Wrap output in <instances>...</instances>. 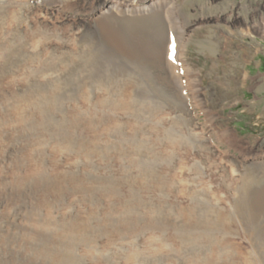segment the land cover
Returning <instances> with one entry per match:
<instances>
[{"label":"rangeland","instance_id":"obj_1","mask_svg":"<svg viewBox=\"0 0 264 264\" xmlns=\"http://www.w3.org/2000/svg\"><path fill=\"white\" fill-rule=\"evenodd\" d=\"M83 1H78L82 3L78 7L81 12L68 10L65 20L59 24L71 25L76 21L75 29H81L80 32L84 34L87 32L85 28L88 30L90 25L94 26L96 16L84 9L104 0H92V4L88 5L84 2L85 6ZM120 1L136 10L145 5L148 12L152 11L150 8L155 9L153 13L145 12L125 19L118 17V23L116 22L120 30L130 37L140 54H151L155 46L164 44L172 34L170 28H173V34L179 43L178 49L181 50L179 53H183V62L190 67L189 78L183 77L179 83L181 94L165 85L158 78V71L150 69L154 85L139 88L137 93H141V102L151 105L154 120L159 118L170 124L182 117L190 123H179L181 129L187 126L190 130L195 128L193 132L205 130L207 148L193 151L195 160L187 162L189 166L186 170L178 171L177 161L168 160L167 171L170 176L164 178L160 171L166 166L161 158L166 157L168 150L162 151L156 142L149 146L150 151L145 155H153L150 156L151 159L155 158V162L148 160L153 169L142 174L141 166L139 163L136 165L141 157L136 154L135 147L129 144L135 139L131 136L129 127L125 129L126 133L114 131V128L96 133V121L93 120L96 116L95 82H89L84 89L76 82L49 87L22 81L18 79L15 57L11 56L5 62L1 56L0 228H5V218L2 215L6 216V213H10L8 216L13 219L14 227L19 231L36 226V221L30 215H38L45 220L54 218L58 223L68 220L80 228L81 234L96 246V264H188V260L194 256L190 249L194 248L195 235L199 234L203 251L208 248L210 241L207 242L203 223L201 226L196 225V217L191 211L194 207L192 195L183 196L179 194L180 191L198 192L201 200L209 197L210 190L231 196L224 186L225 179L234 173L230 169L235 170L238 179H242L241 176L249 168L264 164V0ZM166 31L169 35L167 39ZM69 75L62 77L67 78ZM39 86L47 91L54 90L59 96L58 100L35 102L23 98L25 93H37V89H41ZM84 90H88L94 97L89 100L80 99L79 95ZM169 103L174 104L171 106ZM117 117L118 121L113 122L114 125H130L129 115L126 117L124 113ZM216 131L227 132L232 139L225 136L220 140ZM155 138L156 136L153 139ZM107 142L111 145L107 146ZM263 179L264 177L252 189V194L259 196L258 201H261V205L257 203L256 206L260 215L257 216L256 213L253 216L258 219L264 218ZM167 180L171 182L170 185L163 184ZM199 180L201 183L202 180L208 181L207 185L202 184L207 187L205 190L198 183ZM207 189L209 190L206 191ZM11 190L14 193V205L9 212L6 199L10 197ZM130 193L137 200L143 201L142 205L138 204L140 208H135L136 211L132 214L128 204L131 201ZM195 197L198 203V196ZM152 212H156V220H153L155 217ZM165 213L170 215L164 217ZM162 218L165 224L161 221ZM144 220L150 228L143 229L139 226L136 229L135 226L146 224ZM253 223L256 225L255 220ZM133 227L134 229H130ZM233 227H227L221 233L228 237V242H224L228 254L241 259L247 256L249 259L250 256L255 258L253 251L257 252L258 247L255 245L253 251L250 249L253 243L259 246V242L264 249L263 228V231L257 232V239L260 240L257 243L253 242L255 239L249 228L244 233L240 231L241 228L233 231ZM178 229H183L182 239L173 235ZM218 239L220 242L222 237ZM232 243L238 245V250ZM3 248L5 247L0 242V253L4 251ZM257 256L264 264V255L258 252ZM44 263L37 259L35 264ZM85 263L88 264V260Z\"/></svg>","mask_w":264,"mask_h":264},{"label":"bare ground","instance_id":"obj_2","mask_svg":"<svg viewBox=\"0 0 264 264\" xmlns=\"http://www.w3.org/2000/svg\"><path fill=\"white\" fill-rule=\"evenodd\" d=\"M78 1L79 0H0V57L3 56L4 59L3 57L2 59L5 62L9 61L11 56L15 57L14 61L17 65L18 79H22V81H31L34 84L36 83L49 87H60L64 82H76L81 84L83 88L86 87L89 82H95L96 116L93 120L96 121V133L100 131H110L112 128H114V131H123L126 133L125 129L129 127V130H131V132H129L132 133L131 136L135 138L129 142V144L135 147L134 150L136 154H139L141 157L136 165L139 163L142 168V170H140L142 174L143 172L146 174L150 169H153L152 163L149 162L148 164V160L151 159L150 156L153 155L149 154L150 156L146 157L145 155L150 151L149 146L156 142L162 151L168 150L166 157L164 156L161 158L166 166L160 171L162 177L170 176L167 171L168 160L174 159L177 161L178 171L186 170L187 166H189L188 163L195 160L196 155L193 151L195 149L207 148L205 130L202 131L200 129L198 132H193L195 128L190 130L187 126L181 129L182 126L179 123L185 125H189L190 123L182 117L180 120L177 119L170 124L163 122V120L160 121L159 118L154 120L152 118V108L150 109L151 105L142 103L139 98V94L141 93H137L140 87L144 88V86L154 85V79L150 72L151 69L158 71L157 76L165 85L171 86L176 90L177 94L178 92L181 94L182 89L180 90L179 83L182 81L183 77H188L190 67H187L185 65L186 63L183 62V53H179V51H181L178 49L179 43L173 34L175 30L170 28V33L172 34H170L169 39H167L169 35H167L166 31L167 40L164 44L161 43L160 46H155L151 54L150 52L148 54H140L135 49L130 37L128 38L116 24L118 23V17L125 19L131 15L139 16L140 14H145V12H148L147 5L142 9L138 8V10H136L133 7L127 6L120 0H104L98 5L95 4L96 6L84 9V11L87 10L86 12H89L91 15L93 14L92 16H96L95 25H90L91 28L88 30L85 28L87 32L84 34L80 32L81 29H75V25H77L76 21L71 25L59 24L65 20V13L68 10H73L75 13L81 12L78 7L81 6L80 4L82 3ZM84 2L87 5L92 4V0H84L83 6L86 5H84ZM150 10H152L149 11L150 13L155 12L154 8H150ZM67 74L70 75L67 78H63ZM189 82L190 81H188V83ZM39 87H41V89H37V93H25L23 98L32 99L35 102H39L40 100H58L59 96L56 95L54 90L47 91L42 86ZM92 96L88 90H84L79 95L80 99L84 100L92 99ZM169 104L172 106L174 103ZM124 113L126 117L129 115L131 120L130 125H114L113 122L117 123L118 121V114L123 115ZM70 127L71 126H69V128ZM70 131H72V129ZM215 134L220 140L224 139L225 136L226 138L232 139L227 132L216 131ZM154 135L156 136L155 139H153L155 137ZM136 138L139 139L137 140ZM97 140L99 139H96V141ZM109 142H107V146L111 145ZM231 142H229V144H231ZM110 149H112V147H110ZM143 158H145L146 161L143 160ZM150 161L155 162L156 160L153 158ZM131 162L133 163L134 161ZM210 166H208V168H210ZM213 166L216 167L215 165ZM230 170L231 173L234 172L232 173L233 176L231 173L230 176L227 175L229 177L225 179L224 186L227 188L228 192L232 194L231 196L220 195L210 190L209 197L202 199V201L199 198L198 192L185 193L184 191H180L179 193L187 197L190 194L192 195V206L194 207H192L193 209L191 208V211L194 212V218L196 217V225L201 226L203 223L202 226L206 227L207 242L210 241L208 248L203 251L199 234H194L196 237L194 238V248L190 249L193 250L192 254H194V256L188 260V264H262L257 254L259 252L261 255H264V249L261 248L263 244L259 242L260 240L257 239V236L258 233L264 230V218H253L257 213V203L260 204L261 201H258L259 196L252 194V189L255 188L262 177H264V164L249 168L248 170H251V173L249 174L248 170L247 172L245 171L244 175L241 176L242 179L237 178L238 176L237 174L235 175V170ZM192 175H194V173ZM167 181L163 184L170 185L171 182L168 181V183ZM198 183L203 186L207 185L208 181L202 180L201 183L199 180ZM203 188L205 190L207 187L203 186ZM160 190L163 192V189ZM208 190L209 189L206 191ZM206 194L208 193L206 192ZM195 195L198 196V203H196L197 199ZM9 196L6 202L9 207L8 211L11 212L14 205V193L12 194V190L9 192ZM129 199L131 200L128 202L130 205L129 210L132 214L137 208H140L138 204L142 205L143 201L137 200L131 193L129 194ZM197 204H199V207ZM184 206L186 205L184 204ZM180 207L185 209L183 205ZM197 210H199V212ZM6 214V216L2 215L3 219L5 218V228H0V242L5 247L3 250L6 251V254L3 250V252L0 253V264H35L37 259H41V262H45L44 264H86L85 260H88V264H96V246L90 239L85 238L84 234H81L80 228L75 227L73 224L69 223L68 220L58 223L54 218H46L45 220L40 219L38 215H30V217L34 218L36 221V226L33 229L19 231L14 227L15 224L13 219L8 216L10 213ZM155 214L156 212H152L154 217ZM169 215V213H165L164 217H168ZM259 215L260 214L257 216ZM12 216L15 217L14 214H12ZM246 216H248V218ZM118 218L120 217L118 216ZM44 220L45 223H43ZM141 220L140 218V221ZM153 220H156V217ZM253 220H255L256 225H254ZM161 221L165 224L163 218ZM136 223L137 222H135V225H137ZM153 224L155 223L153 222ZM153 224H150V226L153 227ZM206 225L209 227L207 228ZM139 226L143 229L150 228L147 222L145 225H137L135 228H139ZM233 226H235V229ZM227 227H233V231H236V228H239V230L241 228L240 231L244 233H246L244 230L247 228L252 231L251 233L255 239L253 242H259V246L253 243L254 245L250 249L253 251L255 245V247H258L257 252L253 251L254 254H256L255 258L250 256L249 259L247 256L241 259L239 256H231L228 254L226 250L227 247L224 245V242H228V237H225L226 235H221ZM262 228L263 230H261ZM130 229H134V227ZM182 230L178 229L173 235L177 239H182L184 237ZM138 232H140V230ZM231 235H233V233ZM220 237H222L223 241L221 240L219 242L218 238ZM229 242L231 245V241ZM122 243L124 242H121V244ZM249 243L251 245L250 241ZM118 244L120 245V243ZM232 245L238 250V245L234 243H232ZM6 248L8 249L6 250ZM203 253L205 255H202ZM262 260L264 261V256Z\"/></svg>","mask_w":264,"mask_h":264}]
</instances>
